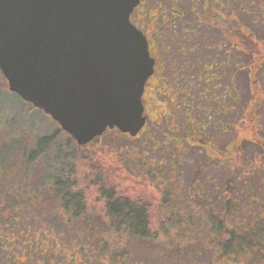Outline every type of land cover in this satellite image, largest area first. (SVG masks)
Listing matches in <instances>:
<instances>
[{
  "label": "rangeland",
  "instance_id": "obj_1",
  "mask_svg": "<svg viewBox=\"0 0 264 264\" xmlns=\"http://www.w3.org/2000/svg\"><path fill=\"white\" fill-rule=\"evenodd\" d=\"M252 1L246 0L250 13L243 14L240 23L253 29L255 42H259L258 53L264 57V14L259 10V5L264 7V0ZM217 35L212 33L205 39L193 37L187 42L188 47L195 43L206 44V49L192 54L193 61L211 62L218 56L217 51L223 46ZM217 42L221 44L215 49ZM231 57L232 66L217 69V75L224 74L218 90L210 92L213 96L224 90L215 98L216 101L225 100L223 105L211 102L213 121L220 125L240 122V128L248 136L236 172L232 173L234 164L228 162L206 163V187L210 188L217 179L216 185L224 189L232 174L239 176L237 187L246 188L245 177L264 186V62L255 72L254 80L247 75L251 68L246 63L247 53L241 50ZM217 60L220 62V56ZM217 70L208 68L209 82L214 81ZM230 78L238 94L237 101H233L232 88L225 90ZM254 88L262 91L260 104L252 121H246L251 109L245 108L251 98L253 100ZM223 106L227 112L221 110ZM155 107L158 111L165 109L164 105ZM183 119L181 115L182 122ZM189 124L183 122L168 132L181 137L182 134L177 133H185ZM59 128L43 110L11 91L0 70V264H84L83 261L86 264H167L177 257L176 247L186 245L176 233L175 223L179 218L193 222L190 233H198L205 221L207 225L210 223L207 218L204 221L203 200L206 198L197 197L189 182L196 166L188 163L185 182L177 185L162 187L154 175L160 163L170 162L172 153L180 149L179 142L164 144L165 125L157 128L160 131L155 137L163 147L154 152H149L147 145L151 141L146 132L139 137L111 130L86 146H80ZM196 129L192 127L191 132ZM235 133L234 130L224 136L231 137ZM255 135L258 139L251 141ZM43 138H49V144L32 157ZM187 155L188 159L202 157L195 150ZM57 181L67 186L70 194L82 193L79 205L73 202L68 207L64 205ZM111 189L119 197L141 199L148 204L151 238H133L125 229L113 224L117 220L107 214L104 193ZM182 192L186 196L185 208H182ZM212 192L213 188L207 194ZM167 195L173 203L165 204ZM256 218L264 219V208L258 210ZM203 239L206 243V237ZM196 248L204 251L200 246ZM210 256L203 255L201 261L205 262Z\"/></svg>",
  "mask_w": 264,
  "mask_h": 264
},
{
  "label": "water",
  "instance_id": "obj_2",
  "mask_svg": "<svg viewBox=\"0 0 264 264\" xmlns=\"http://www.w3.org/2000/svg\"><path fill=\"white\" fill-rule=\"evenodd\" d=\"M140 0H0V70L11 91L78 145L146 125L153 74L148 37L131 21Z\"/></svg>",
  "mask_w": 264,
  "mask_h": 264
},
{
  "label": "trees",
  "instance_id": "obj_3",
  "mask_svg": "<svg viewBox=\"0 0 264 264\" xmlns=\"http://www.w3.org/2000/svg\"><path fill=\"white\" fill-rule=\"evenodd\" d=\"M205 1L202 2L203 16L199 15V7H195L196 9H193L192 7L189 11L191 14H197L195 18L196 20H193V29H190L189 34L192 35L191 37H202V34L200 33V35L199 31L202 30L201 26H204L205 37H208L212 33L218 34L217 36L220 38L221 43L228 44L227 54L232 56L236 52L244 50L245 53H247V56H249L246 63L251 65L249 74L247 73V75L250 77L252 76L255 80L254 74L264 62V59L261 60V58L264 57H260L258 53L259 42H255L256 40L254 38L256 37L252 33L253 29L251 30L243 23L242 24L244 26L240 23V17L243 14L248 15L250 13L246 8V0H237L236 6H234L232 0H221L220 2L218 1L214 4H209V0L204 3ZM252 2H254V0ZM259 6V10L263 15L264 7L262 5ZM149 12L150 10L148 13ZM235 19H237L238 22L235 21ZM155 34V32L151 33L153 37ZM221 43L217 42L215 44V49L218 48ZM194 46L204 47L205 44L195 43ZM218 54L219 52L217 51V55ZM218 56L211 62H207L208 68L216 70L221 69L217 68V64L219 63L217 60ZM218 70L215 73L214 81L209 82V88L212 85V87L218 90L217 87L220 84L219 80L222 78V74H224L222 72V74L217 75ZM231 78L229 87L225 90L232 88L233 90L231 94L233 95V101H237L238 94L234 90V87H232L233 82ZM253 90V100L251 98L250 104L245 108V110L251 109L248 111L249 115H246L244 119L246 121L247 119L252 121L253 116L258 109L257 106L260 104V94L262 95V91L260 90L259 92V89L256 91L255 88ZM220 93H218V95H221ZM218 95L212 96L211 94V102H213L212 100H215L217 104L223 105L225 100L216 101L215 98H217ZM224 109H226V107L223 106L221 110L226 111ZM218 110L220 111V109ZM213 115L214 112L212 110V121L215 117ZM199 124L206 126L208 122L201 119L196 123V125ZM239 124L241 123L236 122L234 125L232 123L229 125H220V123H214L213 121L214 143L211 140L207 142L206 139L203 141L205 144L204 159L206 163L208 162L210 164V162H212L214 164H221L228 162L230 164H234V170L232 173H234V171L236 172L238 167L237 163H239V159L243 154L242 149L244 141L248 136L245 134L246 131L242 130L243 128H240ZM243 126H245L244 123ZM59 129L62 130V128ZM234 130L236 131L234 136H224L233 133ZM65 133L67 134V138H69V140L75 142L74 138H72L66 131ZM222 136L225 138L223 139ZM257 139L256 135L253 136V138H250L251 141H256ZM40 140L41 145L39 146V149L32 152V157L33 155L39 154L50 142L49 138H43ZM75 147H77V145ZM205 165L207 164L195 167V174L190 181V185L193 184V193H195L197 197H201V199H204V197L206 198L203 200V203L205 204L204 221L205 218H207L210 223L207 225L205 221V225L201 228V230L197 231L198 233H190L189 228L193 225V222L191 220L190 222H185V220L179 218L177 223H175L178 227L176 233L178 237H180L181 242L186 245L177 246V257L174 261L170 260L167 262V264H264V219L256 218L258 210L260 208H264V186L257 185L256 182L254 183L255 180L253 178L245 177L244 183L246 188L243 189L237 187L236 182L239 176L232 174L230 181L225 183L224 189H219V195H217L216 188L218 186L216 185V182L213 185L211 184L210 188L208 186L206 187L208 177L204 174V172H207ZM56 183L60 188L59 190L62 191L64 196V205L66 207H68V204L71 202L79 205L82 200V193L78 192L76 194H70L67 186L62 183H58V181ZM211 188H213V192L208 195L207 192L210 193ZM104 193L107 203V214L113 216L114 219L117 220L113 223L116 227H119L122 230L125 229L128 235L133 238H135V236H141L146 239L151 238L150 213L148 212L149 208L146 203L144 204L142 201L133 202L125 197H119L113 189ZM184 194V192L181 193V196L183 195V198L181 199L182 208H185L186 202L184 201L186 199ZM164 201L166 202L165 204L168 202L171 203L172 200L170 195H167ZM219 201L220 203H218ZM257 205L259 206L257 207ZM168 210L170 211V209ZM204 237L207 239L206 243L203 241ZM198 246L204 249V254L203 252L197 250L196 247ZM203 255L211 256L205 262H202L201 260L203 259Z\"/></svg>",
  "mask_w": 264,
  "mask_h": 264
},
{
  "label": "flooded vegetation",
  "instance_id": "obj_4",
  "mask_svg": "<svg viewBox=\"0 0 264 264\" xmlns=\"http://www.w3.org/2000/svg\"><path fill=\"white\" fill-rule=\"evenodd\" d=\"M203 1L205 0H147V2L140 0V4L131 13V21L138 25L148 37L150 53L155 58V70L147 79L142 96L146 125L138 135L141 137L144 132L147 133L151 141L147 147H149V152H154L156 148L163 147L155 137L160 131L157 128L165 125L164 144L180 143V149L172 153L171 161L160 163L157 171H155L154 175L159 185H163L162 187H165L166 184L184 183L188 163L196 167L206 164L203 156L205 150L203 141L206 139L207 142L211 140L214 143L210 92L217 89L212 85L209 88L207 61L203 62L201 59H194L193 61L192 58L195 51L206 49V44L204 47L187 46V42L193 40L189 33L190 29H193V20H196L197 16L195 13H192V16L189 11L192 7L193 9L199 7V15L203 16ZM209 1V4H214L221 0ZM232 2L236 6L237 0H232ZM149 10L150 14L148 13ZM201 29L199 34L201 33L205 39L204 26H201ZM152 32L156 33L154 37L151 35ZM222 46L218 50L221 60L217 64V68L232 65L230 59L232 57L227 54L228 44L224 43ZM201 101L203 102L200 104ZM212 101L215 102V100ZM156 105H164L165 109L158 111ZM168 115H172V117L169 119L167 118ZM181 115L184 116L183 122L190 123L187 126L189 128L185 133H177L182 134L181 137H174L168 131L177 125L181 126L180 124L183 123L180 120ZM201 119L206 120L208 124L206 126L196 125L197 121ZM195 126L196 132L192 133V127ZM111 130L118 132L117 129H109L108 131ZM194 150L197 155H202V157L188 159L187 154ZM217 181L215 179L216 183ZM216 191L219 195V187L216 188ZM140 200L130 201L138 202ZM108 216L112 217L111 215ZM83 263L86 264L84 261Z\"/></svg>",
  "mask_w": 264,
  "mask_h": 264
}]
</instances>
